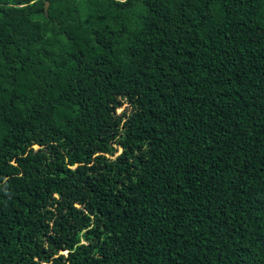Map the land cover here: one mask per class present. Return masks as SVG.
I'll return each instance as SVG.
<instances>
[{
	"label": "trees",
	"instance_id": "16d2710c",
	"mask_svg": "<svg viewBox=\"0 0 264 264\" xmlns=\"http://www.w3.org/2000/svg\"><path fill=\"white\" fill-rule=\"evenodd\" d=\"M0 264H264V0H0Z\"/></svg>",
	"mask_w": 264,
	"mask_h": 264
},
{
	"label": "rangeland",
	"instance_id": "374dc122",
	"mask_svg": "<svg viewBox=\"0 0 264 264\" xmlns=\"http://www.w3.org/2000/svg\"><path fill=\"white\" fill-rule=\"evenodd\" d=\"M126 106H127V105H124V107H123L122 109H120L118 112L121 113L122 111H124V109H125ZM36 148H38V147H36ZM120 151H121V150H120ZM64 253H66V252H64Z\"/></svg>",
	"mask_w": 264,
	"mask_h": 264
},
{
	"label": "water",
	"instance_id": "95a60500",
	"mask_svg": "<svg viewBox=\"0 0 264 264\" xmlns=\"http://www.w3.org/2000/svg\"><path fill=\"white\" fill-rule=\"evenodd\" d=\"M48 9H49V3H47L46 6H45L46 13L48 12Z\"/></svg>",
	"mask_w": 264,
	"mask_h": 264
}]
</instances>
